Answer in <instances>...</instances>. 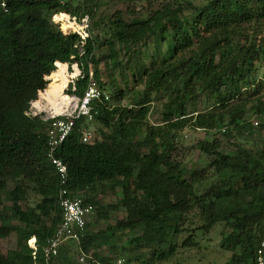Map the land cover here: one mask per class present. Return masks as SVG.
Returning <instances> with one entry per match:
<instances>
[{
	"label": "trees",
	"instance_id": "obj_1",
	"mask_svg": "<svg viewBox=\"0 0 264 264\" xmlns=\"http://www.w3.org/2000/svg\"><path fill=\"white\" fill-rule=\"evenodd\" d=\"M73 1L6 0V12L0 10V240L15 235L14 249L0 252V264H73L70 241L55 258L45 261L43 257L45 242L60 221L58 182L45 158L47 122L26 115L29 103L52 85L51 75L65 69V64H76L79 70L66 95L80 97L89 74L100 87L90 39L80 44L78 35L63 34L51 21L59 13L77 18L91 15L96 4V0L75 5ZM169 2L141 20L124 19L119 11L110 17L111 37L123 49L168 29V57L158 53L149 69L139 60L133 61L132 68L127 62L123 69H132L142 84L138 98L129 108L94 101L92 121L102 128L97 131L99 140L81 143L82 120L75 121L54 152L66 166L71 192L81 193L82 200L93 206L94 186L102 189L106 183L119 189L118 204L125 214L102 231L88 233L85 226L78 242L70 243L77 255L97 259L94 250L102 245L118 251L116 233L140 230L128 241L132 248L123 259L137 264L163 262L175 253L173 239L184 230L179 223L194 207L206 223L190 229L191 233L223 223L227 233L218 247L229 253L224 264H253L257 244L264 239V143L259 147L253 138L255 130L264 134V88L260 94L253 89L251 102L241 97L240 88L253 86L249 78L254 62L264 53V0H204L195 7L185 0ZM189 7L194 11L191 24L180 16ZM106 45L104 58L121 74L113 43ZM116 93L117 98L122 96L121 91ZM201 93L211 102L210 110L188 113V105ZM151 94L166 98L157 126L145 120ZM246 103L261 119L257 129L247 122ZM185 127L222 130L220 137L194 144L210 159L211 174L195 169L187 178L183 167L173 162L174 132ZM229 142L233 150L221 153ZM28 194L39 201L24 205ZM3 200L9 205H3ZM31 238L33 257L26 244ZM193 244L187 235L180 247ZM142 249L146 252H139Z\"/></svg>",
	"mask_w": 264,
	"mask_h": 264
},
{
	"label": "rangeland",
	"instance_id": "obj_2",
	"mask_svg": "<svg viewBox=\"0 0 264 264\" xmlns=\"http://www.w3.org/2000/svg\"><path fill=\"white\" fill-rule=\"evenodd\" d=\"M169 1L171 0H96V4L93 8V11L91 12V15H83L80 18L74 17V22L72 20L73 16L64 13H59L58 15L56 14L57 16L54 15L53 17H51L52 23L56 25L60 32L64 30H66L62 32L64 34H83L84 32L92 42L94 59L97 62L96 67L99 72V89L107 94L108 107L121 106L129 108L130 103L133 100L137 99L141 93L142 84L138 79H136V75L133 73L134 71L131 73L130 71H132V69H123V66L126 65L127 62L130 63V68H132L133 61L138 62L139 60V62L144 65L146 69H149L151 62H153V60L157 58L156 56L158 53L166 54V57H168L167 49H169L170 47V39L167 29V32H157L154 37L146 35L136 45L128 44L126 48L123 49L120 45H117L115 40L111 37L114 28H112V26L109 24L110 17L115 13V11H119L124 19L133 18L141 20L145 17H149L155 11H159L165 3H170ZM185 1L189 2L192 7L200 6L204 2V0ZM82 2L83 0H74L72 4H81ZM174 7L175 5H171V8ZM60 14L65 16L67 19L60 21V19L58 18ZM180 16L184 20H187L188 24H191L194 18V11L191 7L184 8L181 11ZM83 19L85 21H83ZM71 23L74 24L72 25ZM108 41H111L113 43L115 57L117 61L121 63V74L119 73L118 68L113 70L111 67H109V60L104 58L107 54L106 44ZM135 53H138V55H135ZM74 66L76 67V69L73 72ZM88 68L90 70L92 69L91 66H88ZM63 73L66 76V79L61 82L65 88L63 90V94L72 99L73 102L77 97L66 95L65 92L67 91V85L71 83L70 81H73L79 75V70L76 64H65ZM72 73H75V75L72 76ZM52 80L54 82V79ZM249 81H251L250 83H253V86L245 87L246 90L243 89L244 86H241L240 89L241 97L247 99L248 102H251L253 100L249 99L252 98V94L250 93L253 91V89L256 88L258 92L257 94H260L264 88V53L260 54L257 60L254 62V69L252 71L251 77L249 78ZM95 86L98 87L97 82H95ZM117 91H121L122 93V96L120 98H117L116 96ZM149 99V111L146 115L145 120L150 126L160 125V113L163 109V104L166 101V98L156 97V95L151 94ZM205 100L206 99H204V95L202 93L196 96L192 101V104L188 105L187 107L188 113L193 114L194 112L192 111H196L198 113L209 111L211 102ZM34 101H39V104L41 106L39 105L40 108H34L32 107V104L30 102L26 111V114L28 116L32 117L31 113H35L43 118L52 113L51 110H48L46 103L42 99L38 98V93ZM261 101H263L264 103V98ZM249 106L250 104L246 103L244 107L247 122L252 123L253 121H256L258 124H260L261 119L264 120V111L262 114L263 117L260 119V117L258 118L257 116L252 114ZM87 128L92 133L91 141L99 140L97 131L102 129L101 126L98 123L91 121L87 124ZM257 128L258 125L255 126V129ZM255 131L253 133V138L258 142V144H260V147L261 144L264 143V134L261 131ZM221 132L222 130L206 132L203 130L192 129L188 127H185L181 131L174 132V135L176 137L174 140L175 145L172 150L171 158L173 159L174 163H179L181 167H183V169L186 171L187 178L189 177V172L195 169L204 171L203 175L211 174V170L208 168V162L210 159L199 153V151L194 148V144L197 141L210 140L212 137L218 138L220 137L219 133ZM230 143L231 142L223 144L219 151L221 153H230L233 150V148L230 146ZM249 145L250 143H248L247 146ZM92 193L94 194L96 203L93 205L94 214L89 218L86 224L88 233L102 231L105 229V227L113 226L116 221L124 218V211L118 204V188L110 189L107 184L104 183V187L102 189H100L98 186H94ZM38 201V196L28 194L24 205L32 206ZM3 205L8 206L9 204L7 201L3 200ZM111 206H115L116 209L111 210L109 208ZM195 211L196 210L194 207L191 208V212L185 214L184 218L179 223V227L184 230L173 239V241L177 245L175 253L166 261L157 262L155 264H224L225 262H227L229 253L219 249L218 247V243L222 235L227 233L223 223H216L208 230H195L191 233L189 231L190 229H194L206 223L202 216L199 217L195 214ZM185 229L188 230L185 231ZM139 235L140 230H136L134 233H129L128 231L116 233L117 241L115 246L116 248H118V251L110 250L107 245H102L98 249L94 250L97 259L103 257H106L108 259L109 257L125 258L127 249L129 247L132 248V246L128 245V241L130 240V238ZM187 235L191 236L192 242L194 244L189 248H181L180 243L184 238L187 237ZM67 245H71V252L73 253V264H78V255L75 253L76 248L70 242ZM14 246L15 235L13 233L0 240V252L2 254H6L8 251L14 249ZM119 248H124V251H120ZM139 252H146V250L142 249L139 250Z\"/></svg>",
	"mask_w": 264,
	"mask_h": 264
},
{
	"label": "built area",
	"instance_id": "obj_3",
	"mask_svg": "<svg viewBox=\"0 0 264 264\" xmlns=\"http://www.w3.org/2000/svg\"><path fill=\"white\" fill-rule=\"evenodd\" d=\"M5 1L0 0V10L4 13L7 10ZM72 20L74 22V17H72ZM83 21L85 20L83 19ZM76 35L80 39V44L87 38L84 32L83 34L76 33ZM70 82L72 83V80ZM101 99L108 101V96L95 86L89 74V83L82 95L74 99L67 109L60 110L56 114L51 113L43 118L35 113H31L32 117L38 116L40 120L47 122L45 130V158L51 165L58 182L56 204L60 210V221L43 247L42 252L45 261L55 258L58 255L59 249L69 241L78 242L85 231L89 218L94 214L93 206L82 200L81 193H73L68 189L66 166L59 158L54 156V152L71 132L75 121L82 120L81 129L79 130L81 143H89L91 141L92 133L87 128V124L92 121L93 102ZM251 124L253 127L258 125L256 121H253ZM27 246L31 249V256L33 257L35 251L34 238L27 241ZM87 262H90V264H137L127 262L121 257L114 258L107 263L93 258L89 254L80 253L77 263L85 264ZM253 264H264V239L260 240L257 244Z\"/></svg>",
	"mask_w": 264,
	"mask_h": 264
},
{
	"label": "bare ground",
	"instance_id": "obj_4",
	"mask_svg": "<svg viewBox=\"0 0 264 264\" xmlns=\"http://www.w3.org/2000/svg\"><path fill=\"white\" fill-rule=\"evenodd\" d=\"M58 18L60 19V21L67 19L62 14H60ZM64 31H66V30H64ZM71 75L74 76L75 73H72ZM50 78L54 79V82L52 83V85L48 89L40 92L38 94V98L42 99L46 103L48 110H51L52 113L56 114V113L60 112V110L67 109L71 105L72 99H70L69 97H67L63 94V90L65 88L61 82L66 79V76L63 73V69L60 71L54 72ZM31 104H32V107H34V108H40V106H41L39 104V101L31 102ZM42 112H44V111H42Z\"/></svg>",
	"mask_w": 264,
	"mask_h": 264
},
{
	"label": "crops",
	"instance_id": "obj_5",
	"mask_svg": "<svg viewBox=\"0 0 264 264\" xmlns=\"http://www.w3.org/2000/svg\"><path fill=\"white\" fill-rule=\"evenodd\" d=\"M229 259V258H228ZM228 259H227V261H228Z\"/></svg>",
	"mask_w": 264,
	"mask_h": 264
}]
</instances>
